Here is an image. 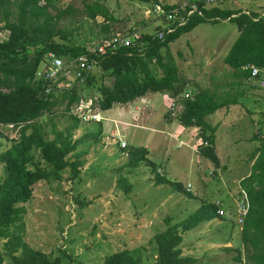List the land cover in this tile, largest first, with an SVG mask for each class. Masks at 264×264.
Listing matches in <instances>:
<instances>
[{"label": "rangeland", "instance_id": "1", "mask_svg": "<svg viewBox=\"0 0 264 264\" xmlns=\"http://www.w3.org/2000/svg\"><path fill=\"white\" fill-rule=\"evenodd\" d=\"M158 1L162 6L179 0ZM104 4L116 19L111 26L110 39L117 34L126 39H135L142 34L154 35L157 27L166 25L163 19L155 16L150 4L128 0H110ZM54 6L52 14L71 7L72 12L62 16L58 24L59 28L73 33L68 39L69 44L88 46L105 39L100 28L102 18L97 17L95 21L87 19L82 0H55ZM217 6L230 10L245 6L264 13V0H223ZM12 9L15 10V7L12 6ZM238 34L236 25L228 21L203 23L169 45L170 56L183 84V91L176 98L178 103L181 104L183 97L193 96L199 89L217 94L236 95L244 89L264 93L254 80L243 83L241 87L231 85L236 79L223 59ZM6 35V31H0V41ZM93 73L96 76L93 87L79 86L84 96H97L99 85L111 84L112 78H102L97 68ZM158 73H161L160 70ZM167 96L164 106L159 103L158 107H153L154 117L145 129L123 130L127 125L117 123L126 142L125 149L145 147L147 160L156 166V173L160 168L159 174L180 183L192 198L175 192L168 184L155 186L154 174L146 163L128 170L126 163L121 164L118 160L124 154L119 153V147L114 143L111 144L114 157L100 156L98 142L88 135L100 131L104 133L103 137L107 135L110 139L108 133L116 129L114 122L115 126L107 130H99L97 123H80L79 128L72 132V140L78 141V144L75 151L68 155L71 161L77 158L82 161L79 175L72 178L69 169L63 170L58 179L36 184L31 199L23 204L24 241L30 247L52 258L66 257L63 264H103L106 256L122 249L138 251L141 256L138 264H155L157 251L152 241L156 233L165 230L167 223L173 225L187 219L202 203H219L226 217L219 219L221 223L204 222L183 233L182 255L193 257L195 264H250L244 259V254L250 250L242 245L241 231L235 226L232 214L240 180L250 173L251 155L260 145L253 137L258 131H261L258 135L264 133V99L245 98L243 94L241 104L230 106L226 115L224 110L227 109L224 108L205 119L214 126L228 117L229 124L234 127L233 136L236 137L228 142L223 137L219 140L221 131L218 133V167L201 157L190 144V139L184 137L190 132L175 136L174 125L176 129L180 126L179 119L167 112L168 105L174 100L169 94ZM62 111L63 106L58 109L53 121L47 120L46 117L51 118L48 114L38 120L44 123L48 139L54 137L52 127L64 131L72 124L68 115L61 114ZM101 116L103 121L108 120ZM101 124L106 125L104 122ZM17 131L16 127H0V151L8 148L10 139H16ZM101 142L107 144L104 140ZM114 142L120 145L116 140ZM4 175L0 164V179ZM122 179L131 184L127 193L119 186ZM238 253L240 262L234 260Z\"/></svg>", "mask_w": 264, "mask_h": 264}, {"label": "trees", "instance_id": "2", "mask_svg": "<svg viewBox=\"0 0 264 264\" xmlns=\"http://www.w3.org/2000/svg\"><path fill=\"white\" fill-rule=\"evenodd\" d=\"M54 1L0 0V31L7 32L6 38L0 41V127L14 125L19 128L16 139H10L8 148L0 151V164L5 171L0 179V264H63L66 258H52L24 241L23 204L31 199L34 186L52 178L58 179L65 169H69L72 178H75L82 165L80 159L71 161L68 158L78 144V141L72 140V132L80 124L68 113L82 97L81 88L74 84L71 90L61 93H44L48 82L37 79L36 74L48 53H54L65 62L87 56L95 61V69L102 78H112L110 85L101 84L96 90L102 111L111 109L115 104L132 102L149 92L167 93L176 99L183 91V84L170 56L169 45L203 23L228 21L237 27L238 37L223 59L236 79L232 86L241 87L247 82L250 67L264 69V14L261 13L218 6L204 7V0H192L190 2L198 4L199 13H193L181 23L180 18L186 15L180 12L176 20H168L166 27H157V33L163 32L162 38H158L157 33L142 34L134 42L120 45L113 52L97 54L89 52L85 44L68 43L73 33L59 28L58 24L62 16L72 12L71 7L52 14ZM107 1L110 0H82L87 19L95 21L97 17L102 18L100 28L105 39H109L111 26L116 22L104 4ZM128 1L150 4L153 8L160 5L158 0ZM175 6L162 5L165 11L163 17L171 13ZM163 17L161 19L164 20ZM168 29L171 31L168 32ZM95 83L94 73L87 76V88ZM237 94H217L199 89L193 96L181 100L183 109L178 116L179 123L183 127L199 130L201 143L197 146V153L218 167L220 161L215 150L217 126H212L205 119L218 110L238 104ZM62 106L61 114L68 115L72 124L64 131L52 127L54 137L48 139L44 123L38 120L48 114L51 118L46 117L47 120L53 121ZM100 135L98 131L88 136L96 142ZM255 140L260 145L251 155L250 173L239 183L249 205L240 239L242 245L250 250L249 263L264 264V134ZM124 152L127 153L125 167L128 170L146 163L154 174L155 186L168 184L175 192L192 198L180 183L156 173V166L147 160L144 147L125 149ZM119 186L126 193L131 189V184L124 179ZM217 210L216 203H202L187 219L173 225L167 223V228L153 237L157 251L155 264H195L193 257L182 255V234L201 223L223 220L224 217L217 215ZM234 260L241 261L239 253ZM140 261L138 251L122 249L106 256L103 264H138Z\"/></svg>", "mask_w": 264, "mask_h": 264}, {"label": "built area", "instance_id": "3", "mask_svg": "<svg viewBox=\"0 0 264 264\" xmlns=\"http://www.w3.org/2000/svg\"><path fill=\"white\" fill-rule=\"evenodd\" d=\"M223 0H204V7H214L218 3H222ZM176 6L172 9V12L167 14L165 17V11L160 5L154 6L152 12L156 17L161 19L164 18L166 25L168 20H176L178 18V13L182 12L186 16L185 18H180V22L184 23L185 19L191 16L193 13H199L198 4L196 2L190 1H177L174 2ZM163 27V28H164ZM171 29H168L170 32ZM136 35V34H135ZM158 38H162L163 32H158L156 34ZM139 38L135 36V39ZM135 39H126L120 37L119 34L116 35L113 39H102L98 42H92L87 46L89 52L97 54H105L107 52H113L117 49L118 46L123 44H128L129 42H134ZM95 61L90 60L87 56L78 57L71 59L67 62L65 60L57 57L54 53L50 52L45 56L44 61H42L40 67L38 68L36 78L48 82L44 90L45 94L61 93L63 90H71L73 85L77 83L78 85H85L87 76L93 73L95 69ZM250 77L247 79L248 83H252L251 80H254L257 85L261 87L264 92V69L257 67H250ZM254 83V84H255ZM189 96H185L187 98ZM183 107L176 99L170 102L168 105L167 112L172 116H179ZM69 115L75 118L79 123L91 124L99 123L103 121L101 116L102 110L100 109V97L89 95L80 98V100L73 104L70 107ZM14 125H6L7 128H13ZM16 129L19 130L18 127ZM18 131L16 132L17 135ZM111 138L119 142L121 148L126 147V142L123 140L121 131L118 128L110 131ZM121 135V136H120ZM160 172V170H158ZM190 186L187 187L189 190ZM218 206L217 215L220 217H226V213L222 209L219 203H216ZM249 212V205L245 192L238 186L237 197L234 199V208L232 219L235 226L241 231L245 218Z\"/></svg>", "mask_w": 264, "mask_h": 264}, {"label": "crops", "instance_id": "4", "mask_svg": "<svg viewBox=\"0 0 264 264\" xmlns=\"http://www.w3.org/2000/svg\"><path fill=\"white\" fill-rule=\"evenodd\" d=\"M179 1H192V0H179ZM193 1H196V0H193ZM237 9H242L246 12H257V13H259L258 11L249 10V8H246L245 6H239V8H237ZM244 90L237 94L238 104H236V105L241 104L240 98L243 94H244L245 98H248L249 96H253V97H260V98L264 99V93H261L260 91L258 92L255 89H250L247 91L246 90L244 91ZM167 97L168 96L166 93H151V92H149L145 96L137 98L134 101L129 102L127 104H115L112 106V108L110 110L102 111V115L105 116L108 120L102 121V122L106 123V125L101 124L102 122L98 123L97 128H99V130H101L102 128L107 130V129L112 128V126L116 125V128L119 129L118 123H124L127 126L123 130H127V128H133L135 130L145 129L146 128L145 125L147 123H149L150 120L153 119V117H154L153 114L155 112L153 111V107H158L159 103L164 106V103L167 100L166 99ZM232 106H234V105H232ZM114 109H115V111L112 114H110ZM229 110H230V108H228L227 110H224L225 115L227 114V112ZM248 112H251V111L248 110ZM165 114H164L165 118H168V115H165ZM167 121H169V119H167ZM112 122H114L115 125H113ZM229 123H230V121H229L228 117H226L223 121H221V123L217 122L214 125V126H217V130L215 132L216 154L218 152V143H219V140L221 139V137H223L227 142H228V140H233L236 137V136H233L234 127L233 126L231 127V125ZM179 125L180 126L177 127V129H176V125H174L175 136L177 134L179 136L183 135L185 133V131L190 132V133H186L184 135V137L188 138V140L190 139L189 140L190 144L192 143V145H194V148L197 150V146L200 145V143H201L199 135H197V134H199V130L195 127H183L180 123H179ZM196 130H198V133ZM100 133H101V135L99 136L98 140L96 141V142H98V145H99V146L97 145L98 150H99V152H101L100 156L103 157L104 154H106L107 157H114V155H113L114 149L112 148V145H111L114 143L117 147H119L118 148L119 153L121 151L122 155L124 154L123 158L121 157L118 160H120L121 164L122 163L125 164L127 162V156H126V153L124 152L126 147L121 148L120 145L118 146L117 143L114 142L115 140H113L111 138L109 139L107 135H105L106 137H103L104 133H102V132H100ZM218 133H219V140H218ZM257 133L259 134V133H261V131H258ZM108 134H110V133H108ZM258 134L253 137L254 140L256 137L259 139L262 136V135H258ZM109 137H111V136L109 135ZM103 140L105 142H107V144L106 143L104 144L103 142H101ZM195 141H198V143ZM127 146H128V144H127ZM217 156H218V154H217ZM118 160H115L114 162H117ZM158 169L160 170V168H158ZM160 172H161V170H160ZM212 221L221 223L219 219H214ZM177 223H174V224H177ZM226 244H230V243H226ZM250 254H251L250 251H247V253L244 254V259L247 262H249Z\"/></svg>", "mask_w": 264, "mask_h": 264}, {"label": "clouds", "instance_id": "5", "mask_svg": "<svg viewBox=\"0 0 264 264\" xmlns=\"http://www.w3.org/2000/svg\"><path fill=\"white\" fill-rule=\"evenodd\" d=\"M98 96H99V94H98ZM100 97V96H99Z\"/></svg>", "mask_w": 264, "mask_h": 264}]
</instances>
